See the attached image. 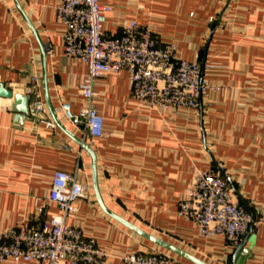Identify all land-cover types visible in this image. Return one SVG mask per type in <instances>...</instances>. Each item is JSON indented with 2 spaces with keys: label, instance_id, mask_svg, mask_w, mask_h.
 Segmentation results:
<instances>
[{
  "label": "crops",
  "instance_id": "0c3cea01",
  "mask_svg": "<svg viewBox=\"0 0 264 264\" xmlns=\"http://www.w3.org/2000/svg\"><path fill=\"white\" fill-rule=\"evenodd\" d=\"M60 2L0 0V84L24 94L35 78L44 110L33 112L30 99L16 122L12 99L0 97V233L36 229L57 214L47 196L53 172L63 170L89 192L67 223L107 254L105 264H125L121 257L137 251L163 253L172 264H264V0H99L110 8L108 33L119 35L129 21L148 27L178 57L198 60L214 88L196 110L159 113L133 98L124 71L108 73L93 87L104 133L85 139L61 111L63 102L73 113L84 105L86 67L64 55ZM198 169L224 177L254 219L238 263L235 247L202 237L178 214Z\"/></svg>",
  "mask_w": 264,
  "mask_h": 264
},
{
  "label": "built area",
  "instance_id": "2783aa9c",
  "mask_svg": "<svg viewBox=\"0 0 264 264\" xmlns=\"http://www.w3.org/2000/svg\"><path fill=\"white\" fill-rule=\"evenodd\" d=\"M108 6L99 0H61L55 7L63 26L64 55L81 61L86 75L79 87L84 105L73 113L67 102L61 111L82 137L98 138L104 133L103 119L94 105L95 82L108 73L124 71L134 99L159 113L200 107L213 85L201 78L198 60L177 56L171 43L160 44L148 27L135 21L124 25L119 35L104 29ZM46 53L49 49L45 48ZM34 112L42 113L43 104L31 78L24 89ZM47 127L54 129L52 121ZM88 187L74 173L55 170L47 200L58 213L50 215L39 228L24 226L0 233V264L5 261L33 264H105L107 254L86 239L81 229L67 221L76 212L75 203L87 199ZM178 214L191 221L202 237H222L236 247L254 224L252 215L235 197L227 180L213 169L194 171L178 203ZM125 264H172L159 252H131L121 257Z\"/></svg>",
  "mask_w": 264,
  "mask_h": 264
},
{
  "label": "water",
  "instance_id": "95a60500",
  "mask_svg": "<svg viewBox=\"0 0 264 264\" xmlns=\"http://www.w3.org/2000/svg\"><path fill=\"white\" fill-rule=\"evenodd\" d=\"M0 97L2 98H8L12 99V103L10 105V110L15 114V119L16 122L22 121L23 116L27 115L29 113V97L23 93H12L11 90L6 88L3 84H0ZM34 112V111H33ZM249 212V211H248ZM250 213V212H249ZM131 229H134L138 234L142 235L143 237L149 239L150 241L161 245L162 247H165L171 251L177 252L175 248L170 246L169 244H166L162 241H159L157 239H154L150 237L148 234L142 232L141 230L137 229L136 227L132 225H128ZM252 226L251 224L242 238V240L238 243V245L235 247L234 252L232 254V262L233 263H238L240 259L238 257L245 259L248 255V251L244 249L245 244L249 241V238L251 236V231H252ZM194 260V259H193ZM199 264H203L198 262L197 260H194ZM243 263V262H241Z\"/></svg>",
  "mask_w": 264,
  "mask_h": 264
},
{
  "label": "trees",
  "instance_id": "16d2710c",
  "mask_svg": "<svg viewBox=\"0 0 264 264\" xmlns=\"http://www.w3.org/2000/svg\"><path fill=\"white\" fill-rule=\"evenodd\" d=\"M242 204V202H240ZM243 205V204H242Z\"/></svg>",
  "mask_w": 264,
  "mask_h": 264
}]
</instances>
